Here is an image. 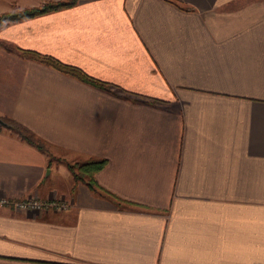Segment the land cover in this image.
Segmentation results:
<instances>
[{
	"label": "crops",
	"instance_id": "0c3cea01",
	"mask_svg": "<svg viewBox=\"0 0 264 264\" xmlns=\"http://www.w3.org/2000/svg\"><path fill=\"white\" fill-rule=\"evenodd\" d=\"M48 1L0 0V13ZM0 264H264V0H79L0 29ZM105 161L94 188L69 165Z\"/></svg>",
	"mask_w": 264,
	"mask_h": 264
},
{
	"label": "trees",
	"instance_id": "16d2710c",
	"mask_svg": "<svg viewBox=\"0 0 264 264\" xmlns=\"http://www.w3.org/2000/svg\"><path fill=\"white\" fill-rule=\"evenodd\" d=\"M79 0H66V1H58V2H48L40 7L26 9V10H16L12 12H8L0 16V29L4 26L8 25L9 23L19 22L25 19L33 18L42 14H46L52 11L60 10L63 8H68L75 5ZM0 45L3 46L9 52L20 53L22 56L38 61L43 63L47 66L53 67L65 74L73 76L80 81L97 87L102 90L110 91L111 86L105 82L100 80L94 79L88 76L84 71L80 68L66 65L59 60L48 56L42 55L37 52L33 51H26L20 50L10 44H6L4 42H0ZM10 128L16 131L22 139L27 141L28 143L35 145L39 149L44 150V143L36 137V135L26 128L25 126L21 125L17 121L10 119V118H2ZM105 165V161H98V162H90L86 164H76V165H69L71 171L74 174V177L77 181H81L86 183L90 188H94V176L95 174L101 170Z\"/></svg>",
	"mask_w": 264,
	"mask_h": 264
},
{
	"label": "built area",
	"instance_id": "2783aa9c",
	"mask_svg": "<svg viewBox=\"0 0 264 264\" xmlns=\"http://www.w3.org/2000/svg\"><path fill=\"white\" fill-rule=\"evenodd\" d=\"M6 206L13 207L18 211H38L49 208L63 210L66 208V204L61 201H42L33 197L16 201L6 197H0V208Z\"/></svg>",
	"mask_w": 264,
	"mask_h": 264
},
{
	"label": "rangeland",
	"instance_id": "374dc122",
	"mask_svg": "<svg viewBox=\"0 0 264 264\" xmlns=\"http://www.w3.org/2000/svg\"><path fill=\"white\" fill-rule=\"evenodd\" d=\"M63 1H66V0H63ZM48 2H58V1H48ZM48 2H46V3H48ZM46 3H44V4H46ZM44 4H42V5H44ZM41 5V6H42ZM38 7H40V6H38ZM32 8H36V7H31V8H20L18 5H16V4H14V5H12V9H10V10H6V11H4V12H1L0 13V16H2L3 14H5V13H8V12H12V11H16V10H26V9H32Z\"/></svg>",
	"mask_w": 264,
	"mask_h": 264
},
{
	"label": "water",
	"instance_id": "95a60500",
	"mask_svg": "<svg viewBox=\"0 0 264 264\" xmlns=\"http://www.w3.org/2000/svg\"><path fill=\"white\" fill-rule=\"evenodd\" d=\"M0 125L9 126L1 117H0Z\"/></svg>",
	"mask_w": 264,
	"mask_h": 264
}]
</instances>
